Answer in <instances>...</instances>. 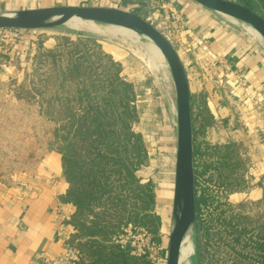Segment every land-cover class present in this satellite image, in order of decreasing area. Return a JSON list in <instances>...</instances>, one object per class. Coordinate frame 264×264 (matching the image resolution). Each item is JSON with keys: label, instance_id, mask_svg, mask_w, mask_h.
<instances>
[{"label": "rangeland", "instance_id": "obj_1", "mask_svg": "<svg viewBox=\"0 0 264 264\" xmlns=\"http://www.w3.org/2000/svg\"><path fill=\"white\" fill-rule=\"evenodd\" d=\"M184 1L180 8L170 5L172 0H63L53 6H108L133 11L153 21L168 36L188 74L192 78V71L197 74L195 113L202 109L210 117L199 139L202 149L206 144L229 146L237 155L235 170L225 187L219 184L214 169H208L204 177L211 176L209 191L230 210L215 211L213 215L212 208H203L201 219L211 230L204 235L196 226L189 241L190 260L192 264H262L264 249L259 250L258 243H264V200L249 198L244 192L256 186L255 181H262L258 162L264 153V69L247 59L245 68L241 60L254 56L256 45L264 41L251 35L239 20L192 0ZM174 7L184 21L179 31L167 28L173 19L166 17ZM94 31L92 26L79 24L25 29L14 34L0 30V178L9 179L17 174L11 175L10 171L23 168L20 164L29 166L41 156L39 164L48 151H58L63 144L52 140L48 148L46 138L54 139L52 125L67 115L68 105L83 109L82 105L107 99L118 115L129 112L132 130L143 135L146 163L136 173L144 182L151 181L155 192L152 213L160 217V243L154 240L150 222L135 229L123 226L120 241L124 245L131 241L133 252L148 255L153 264H167L177 147L173 78L166 60L150 59L145 38L141 45H134L119 36ZM206 57L211 59L209 66ZM76 63L81 66L79 74L71 69ZM207 83L209 90H204ZM84 88H88V94H82ZM212 94L217 95L219 107H226L222 114L214 104L209 107ZM83 148L85 156L89 142ZM32 151V160H26ZM215 159L209 154L197 157L199 165ZM114 183L119 185L116 178ZM131 204L132 200L127 207ZM117 208L107 212L114 216L123 213L124 209ZM95 211L103 213V207L96 206ZM87 239H75L69 246L80 252L79 244ZM83 260L89 264L91 258L83 254Z\"/></svg>", "mask_w": 264, "mask_h": 264}, {"label": "trees", "instance_id": "obj_2", "mask_svg": "<svg viewBox=\"0 0 264 264\" xmlns=\"http://www.w3.org/2000/svg\"><path fill=\"white\" fill-rule=\"evenodd\" d=\"M234 1L264 16V0ZM80 67V64L76 63L71 69L79 74ZM121 85L128 87L126 83ZM88 92V88H84L82 94ZM195 97H192V119L196 174V226L199 230H203L205 235L209 234L208 230L211 228H208L205 220L201 219L203 208H212L213 215L215 211L226 212L225 210L230 208L225 203L219 204L217 194L209 191L211 176L206 179L204 177L208 169H214L219 184L225 187V181L231 178L235 170L234 160L237 159V155L235 151H230L229 146L206 144V149H202L204 147L199 139L205 134L210 124V117L202 109L198 114L195 113ZM103 101L105 102L82 105L83 109H74L72 105L64 107L67 115L60 118L57 124L52 125L51 133L54 139L49 136L46 138L48 148L52 145V140L57 139L56 141L59 142L57 144H63L58 148V152L62 155L65 178L70 183L66 198L76 206L72 224L77 233L72 237L71 244L75 239L88 238L84 243L79 244L82 255L80 264H87L83 260V254H88L91 258L89 264H153L148 255H138L133 252L131 241L125 245L120 241L123 226L131 225L135 229L137 226L146 227L150 222L154 226L152 230L154 240L160 243V217L152 213L155 203L153 186L151 181L144 182L136 173L146 163L143 135L132 130L129 112L121 113L122 116L118 115L114 111L115 105L110 104L107 99ZM36 139L37 137L33 136V141ZM86 142H89L90 148L84 156L83 146ZM33 153L34 151L25 159L32 160ZM205 154L216 159L199 165L197 157H203ZM40 157H37L34 163L32 160L29 166L26 163L20 164L23 168L10 171V174L32 172L30 170L36 168ZM226 172L229 174L226 175ZM114 178L119 185L114 183ZM199 186L202 193L198 189ZM130 200L132 204L127 207ZM99 205L103 207V213L95 211V207ZM114 207H118L117 211L120 208L124 209L123 213L126 215L119 212H116L115 216L109 215L107 210ZM258 249L263 251L264 243L259 242Z\"/></svg>", "mask_w": 264, "mask_h": 264}, {"label": "water", "instance_id": "obj_3", "mask_svg": "<svg viewBox=\"0 0 264 264\" xmlns=\"http://www.w3.org/2000/svg\"><path fill=\"white\" fill-rule=\"evenodd\" d=\"M222 15L232 16L254 27L263 37L264 16L234 0H192ZM80 20L98 24L116 23L138 31L143 38L154 42L161 51L171 72L176 92V164L172 206V224L167 264H182V248L195 233L196 174L194 165V135L192 93L188 73L177 49L148 19L117 7L56 5L33 9L0 11V30L46 29Z\"/></svg>", "mask_w": 264, "mask_h": 264}, {"label": "crops", "instance_id": "obj_4", "mask_svg": "<svg viewBox=\"0 0 264 264\" xmlns=\"http://www.w3.org/2000/svg\"><path fill=\"white\" fill-rule=\"evenodd\" d=\"M54 2L62 3L63 0H0V11L48 7L55 5ZM183 2L172 0L178 8ZM186 6L191 10V5L187 3ZM255 53L242 59V66L248 68L249 60L260 63L264 69V44L256 45ZM206 59L209 66L211 59ZM189 80L193 97L196 91L191 75ZM208 86L207 83L204 90H209ZM212 98L218 102L217 95L212 94ZM258 168L262 181H255L256 186L244 194L264 200V153ZM69 188L62 155L56 149L44 155L35 171L14 174L9 179L0 178V264H37L41 253L53 257L65 251L76 233L72 224L76 206L66 198Z\"/></svg>", "mask_w": 264, "mask_h": 264}, {"label": "bare ground", "instance_id": "obj_5", "mask_svg": "<svg viewBox=\"0 0 264 264\" xmlns=\"http://www.w3.org/2000/svg\"><path fill=\"white\" fill-rule=\"evenodd\" d=\"M224 16L236 19V18H234L232 16H228V15H224ZM236 20H238V19H236ZM70 24H79V25L92 26L94 28V30L96 32L100 33V34L119 36L122 40L129 41L131 44H134V45L135 44L141 45V41H142V39H144L142 37V35L138 31H136L135 29H132V28H130L128 26L121 25V24L106 23L102 27L98 23H94V22H91V21H80V20H75V21L68 22L67 25H70ZM245 26L247 27V30H248V32L251 35H253L257 39L263 41L262 35L254 27H252V26L249 27V25L247 26V24H245ZM126 44H127V42H126ZM145 50H146V53L150 55V59H158L159 58L161 61L165 60L163 55H162V53H161V51L154 44V42L149 40ZM141 54H142V52H141ZM189 241L190 240L187 239L185 244H184V246H183V248H182V255H181L182 264H192V262L190 260V245H189Z\"/></svg>", "mask_w": 264, "mask_h": 264}, {"label": "built area", "instance_id": "obj_6", "mask_svg": "<svg viewBox=\"0 0 264 264\" xmlns=\"http://www.w3.org/2000/svg\"><path fill=\"white\" fill-rule=\"evenodd\" d=\"M169 4L173 5L171 3H169ZM164 7H165V5H163V8ZM169 17H171L173 19V22H171L170 27H167V28H169V31H170V28L172 30H176V31H179L180 30L179 28L182 29V27H183L182 24L184 23V21H183V18L181 17V14L178 13L177 8L174 7V9H172V11H170V13H168L166 20H167V18L169 19ZM151 23L153 24V21H151ZM1 30L4 33L14 34V33L20 32V31L25 30V29L9 28V29H5V30L4 29H1ZM164 35L166 37H168L166 34H164ZM227 68L230 69L229 66ZM187 73H188V71H187ZM192 74H193L192 79H194V80L197 79V77H196L197 74L194 73V71H192ZM210 75H211V73H210ZM188 77L190 78V74H188ZM189 82H190V80H189ZM208 103H209L210 108H212L211 104H214L215 108L216 109L218 108V110L221 114L223 111H226V107H219V104H218L219 102L215 101L213 98L211 100H208ZM213 114H215V113L213 112ZM223 116H225V115H223ZM138 255H142V254L138 253ZM80 261H81V255H80L79 250L72 247V246H67L65 251L62 254H59V255H56L53 257L47 255L46 253H41L37 259V264H80Z\"/></svg>", "mask_w": 264, "mask_h": 264}]
</instances>
